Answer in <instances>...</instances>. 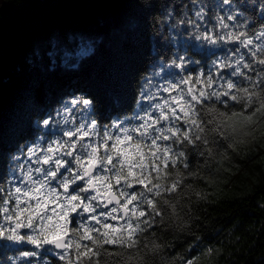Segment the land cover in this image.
Returning <instances> with one entry per match:
<instances>
[{
	"label": "trees",
	"instance_id": "16d2710c",
	"mask_svg": "<svg viewBox=\"0 0 264 264\" xmlns=\"http://www.w3.org/2000/svg\"><path fill=\"white\" fill-rule=\"evenodd\" d=\"M4 1L9 8L0 12L2 16L15 8L43 4V0ZM220 18L228 28L220 25ZM205 30L258 35L264 31V0L228 4L223 0H56L40 10L34 8L19 36L0 49V192L11 189V178L22 175L20 168L37 166L35 156L26 162L30 148L47 147L85 117L97 121L101 132L120 120L134 127L136 114L143 115L150 103L159 102L145 97L167 84L210 71L230 78V68L217 69L214 64L228 60L238 42L213 45L195 39ZM239 47L245 62H250V50ZM179 57L188 61L183 69L173 64L180 62ZM259 58L264 53L258 52ZM160 96L167 93L160 91ZM73 99H91L90 110L77 111L82 106L73 107ZM66 109L70 110L67 119L74 123H62ZM229 109L240 111L231 104ZM46 118L54 123L45 127ZM236 129L229 140L211 143L210 153L199 142L195 147L173 145L175 151L185 152L188 165L169 166V180L183 177L181 190L157 198L161 215L148 217L151 227L138 234V252L105 245L108 251L124 255L105 256L102 250L100 264L117 260L124 264L129 252L132 264H264V116L237 121ZM56 222L53 215L51 222L34 227L50 229ZM4 224L0 218V225ZM78 224H83L79 217L71 227ZM24 233L35 234L28 229ZM60 253L47 244L37 248L0 238V264H67Z\"/></svg>",
	"mask_w": 264,
	"mask_h": 264
},
{
	"label": "snow or ice",
	"instance_id": "6c2138e0",
	"mask_svg": "<svg viewBox=\"0 0 264 264\" xmlns=\"http://www.w3.org/2000/svg\"><path fill=\"white\" fill-rule=\"evenodd\" d=\"M223 3L228 4L229 0ZM195 15L202 18L200 12ZM191 23L199 28L194 21ZM220 25L228 28L223 18ZM195 39L213 45L225 40L238 42L237 48L229 52L228 60L214 64L217 69L230 68V78L225 79L219 71L182 77L160 89L167 93L166 97L160 96V91L145 97L159 102L150 103L149 108L143 109V115L137 113L134 118L138 124L134 127L120 120L101 132L97 121L85 117L75 127L63 130L61 139L47 147L30 148L26 162L35 156L37 166L20 168L18 172L22 175L11 178V189L0 192V211L4 214L0 218L5 221L0 225V238L37 248L52 245L62 250L60 259L67 264H100L102 250L105 256L124 255L108 251L105 245L140 250L138 234L151 227L148 217L161 215L157 198L178 193L183 184L179 175L169 180V166L175 168L180 163L188 167L185 152L175 151L173 145L195 147L199 142L210 153L211 143L229 140L236 133L237 121H252L256 114L264 116V58L257 59L258 52L264 53V31L249 37L244 31L222 35L205 30ZM240 45L250 50L247 53L252 58L250 62H245L244 54H240ZM178 59L180 62L174 60L173 64L183 69L187 59ZM233 77L240 79L234 82ZM71 104L81 105L77 111L87 112L92 100L73 99ZM230 104L233 108L239 106L240 111H231ZM65 112L62 123H74L67 119L70 110ZM42 123L48 127L54 121L46 118ZM53 215L57 222L50 229L43 226L35 229L36 224L51 222ZM77 217L83 224L72 228ZM109 221L123 223L114 225ZM23 229L35 234H21ZM128 257L124 264H132V252Z\"/></svg>",
	"mask_w": 264,
	"mask_h": 264
},
{
	"label": "water",
	"instance_id": "95a60500",
	"mask_svg": "<svg viewBox=\"0 0 264 264\" xmlns=\"http://www.w3.org/2000/svg\"><path fill=\"white\" fill-rule=\"evenodd\" d=\"M55 1L56 0H43V4H39L37 7L34 6L29 9L15 8L8 15L0 16V49L19 36L28 20L31 18L34 8L40 10L44 6L52 4ZM8 8V4L4 0H0V12L5 13L8 11ZM22 231L23 230H21V232ZM49 246L54 247L52 245ZM55 249L61 250L58 248Z\"/></svg>",
	"mask_w": 264,
	"mask_h": 264
},
{
	"label": "flooded vegetation",
	"instance_id": "af4514ba",
	"mask_svg": "<svg viewBox=\"0 0 264 264\" xmlns=\"http://www.w3.org/2000/svg\"><path fill=\"white\" fill-rule=\"evenodd\" d=\"M0 16H2V15H0Z\"/></svg>",
	"mask_w": 264,
	"mask_h": 264
}]
</instances>
